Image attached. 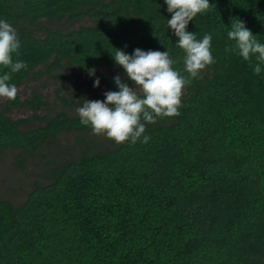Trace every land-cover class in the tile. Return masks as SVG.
I'll use <instances>...</instances> for the list:
<instances>
[{
	"label": "trees",
	"instance_id": "16d2710c",
	"mask_svg": "<svg viewBox=\"0 0 264 264\" xmlns=\"http://www.w3.org/2000/svg\"><path fill=\"white\" fill-rule=\"evenodd\" d=\"M170 15L163 0H0L28 65L10 82L95 69L100 86L91 76L74 96L103 99L123 76L113 46L167 47L187 75ZM239 19L264 41V0H210L189 22L197 38L212 35L215 62L184 86L177 115L147 125L148 143L95 135L67 111L30 125L7 110L38 109L42 93L0 97V152L46 145L55 157L23 202L0 197V264H264V70L225 51ZM66 131L91 138L65 146Z\"/></svg>",
	"mask_w": 264,
	"mask_h": 264
},
{
	"label": "clouds",
	"instance_id": "9594fccd",
	"mask_svg": "<svg viewBox=\"0 0 264 264\" xmlns=\"http://www.w3.org/2000/svg\"><path fill=\"white\" fill-rule=\"evenodd\" d=\"M163 4L171 14L166 17V26L176 37V47L183 50V71L187 75L173 67L176 61L167 47L163 51L136 47L129 53L113 46L110 52L114 63L123 68V76L112 77L116 88L105 90L103 99L83 98L76 108L81 124L90 126L93 134L117 143H148L151 137L146 134L147 125L160 117L177 115L184 86L215 62L212 35L205 33L197 38L194 31L188 30L189 22L209 8L210 0H163ZM227 38L233 43L226 45V52L245 61L254 57L257 63L253 64V72L260 74L264 70V41L243 20L231 22ZM21 47L15 26L0 17V97L9 100H14L18 91L16 84L10 82L12 74L28 67L19 58ZM88 72L94 77L93 87H99L101 80L95 69Z\"/></svg>",
	"mask_w": 264,
	"mask_h": 264
},
{
	"label": "rangeland",
	"instance_id": "374dc122",
	"mask_svg": "<svg viewBox=\"0 0 264 264\" xmlns=\"http://www.w3.org/2000/svg\"><path fill=\"white\" fill-rule=\"evenodd\" d=\"M59 72L45 73L37 79L30 78L17 88V95H20V99L23 101L32 99L34 93H42L44 103L38 109L24 104L9 108L7 113L16 120L29 118L30 125L42 122L37 120L36 114L50 116L60 111H67L72 115H78L76 108L82 97L74 96V94L91 90L88 82L91 76L77 68L68 66L63 76L56 77L55 75ZM84 97L87 98V96ZM1 106L2 109H5L3 108L5 106L4 98L0 101ZM77 136L88 140L91 138V131L62 132L56 140L65 146L74 145L78 148L75 142ZM65 146L63 151H65ZM47 148L46 145H42L35 153H28L21 148H9L0 152V197L21 203L37 181H45L47 172L51 169L49 161L55 158L52 153L49 155Z\"/></svg>",
	"mask_w": 264,
	"mask_h": 264
}]
</instances>
